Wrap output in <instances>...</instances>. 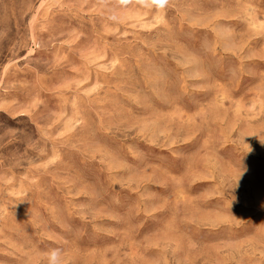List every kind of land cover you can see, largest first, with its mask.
<instances>
[{"label":"rangeland","instance_id":"374dc122","mask_svg":"<svg viewBox=\"0 0 264 264\" xmlns=\"http://www.w3.org/2000/svg\"><path fill=\"white\" fill-rule=\"evenodd\" d=\"M264 264V0H0V264Z\"/></svg>","mask_w":264,"mask_h":264},{"label":"clouds","instance_id":"9594fccd","mask_svg":"<svg viewBox=\"0 0 264 264\" xmlns=\"http://www.w3.org/2000/svg\"><path fill=\"white\" fill-rule=\"evenodd\" d=\"M104 12V19L111 24H119L125 11L137 6L156 10H164L170 0H98ZM38 264H67L65 251L62 247H54L39 253Z\"/></svg>","mask_w":264,"mask_h":264}]
</instances>
